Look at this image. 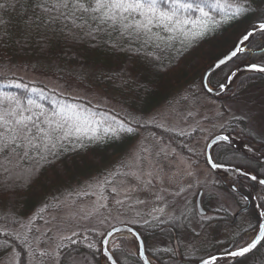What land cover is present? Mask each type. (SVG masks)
Masks as SVG:
<instances>
[{"label": "trees", "instance_id": "16d2710c", "mask_svg": "<svg viewBox=\"0 0 264 264\" xmlns=\"http://www.w3.org/2000/svg\"><path fill=\"white\" fill-rule=\"evenodd\" d=\"M4 2L0 0V3ZM62 2L23 0L24 8L19 13L8 9L0 12V19L4 20L0 24V68L8 70L11 65L16 68L21 64L34 72L51 71L55 77L73 80L81 86L112 95L117 105L127 108L122 117L127 127L153 133L162 143L196 166L206 164L204 153L195 145L202 135L200 130L182 134L146 124L143 117L158 108L180 104L186 93L187 97L209 96L202 86L204 73L232 49L252 23L258 21L257 16L264 13V0H255L250 14L235 19H230L226 13H231L243 0H221L225 12L206 9L209 17L199 12H182L173 21L154 23L151 31L147 32L126 30L123 22L113 26L111 22H102L94 14L73 11L71 5L75 0H68L70 7L67 9L57 8L56 5ZM81 2L88 6L93 0ZM181 2L194 3L199 0ZM230 4L234 6H228ZM172 6L170 0H162L161 10L170 11ZM177 19L187 23H176ZM136 20L137 17L133 16L127 23L133 25ZM170 26L175 30H170ZM249 49H264V33L253 38ZM261 55L248 53L238 57L216 73L210 84L218 87L235 68L247 62L258 63ZM30 64H33L32 67H29ZM5 79L0 74V83ZM263 83L264 78L259 75L242 76L222 100L240 97ZM24 85L23 88H6L0 84V101L8 103L5 95L25 103L31 98L43 106L41 109L33 107L36 115L42 111L56 123L67 122V135L57 134L50 144L37 142L41 145L39 151L24 148L17 150L16 156L0 153V262L15 249L21 257L20 264H29L26 244L10 240L13 231L34 214L58 211L62 204L75 196L76 188L85 181L94 177L106 178L109 169L125 159L135 136L130 131L126 132L127 127L124 131H115V122L110 127L113 131H109L108 126L94 121L92 115L101 116L100 109L68 108L69 102L75 101L53 91L45 94L33 91L40 86ZM133 109L140 115L135 121ZM76 128L81 130L77 131ZM225 130L221 132L234 133L235 129ZM213 136L214 133L210 138ZM238 136L249 145L261 148L264 154V141L253 139L246 133H238ZM224 153H230L233 159H226ZM214 157L220 164L242 166L264 177V164L250 161L228 146L217 147ZM218 183L227 189L221 179ZM253 188L257 190L256 186ZM241 191L248 194L243 188ZM257 197L264 209V187H259ZM238 202L240 206L245 203L240 197ZM251 214L257 222L254 210ZM133 226L146 240L150 236L163 237L167 234H172L174 238L179 233L177 226L171 224ZM248 240V235L243 232L235 240L232 250L244 247ZM63 241L58 249L63 258L69 255L83 256L94 264H101V238L98 232L79 231L76 237ZM113 254L120 264H141L135 244L128 238L117 240ZM155 258L162 264H184L179 259L173 263L163 261L165 258L162 255ZM242 264H264V242Z\"/></svg>", "mask_w": 264, "mask_h": 264}, {"label": "rangeland", "instance_id": "374dc122", "mask_svg": "<svg viewBox=\"0 0 264 264\" xmlns=\"http://www.w3.org/2000/svg\"><path fill=\"white\" fill-rule=\"evenodd\" d=\"M257 20L264 22V13L258 15ZM258 63L264 65V53ZM0 74L6 78L0 83L1 87L40 86L36 92L45 94L53 91L75 101L69 102L68 108L102 110L101 116L92 117L109 129L113 122L115 131H124L128 126L122 119L127 108L117 105L114 96L101 90L55 77L51 71L34 72L21 64L16 68L11 65L8 70L0 68ZM9 77L14 79H7ZM187 95L184 94V100L178 105L158 108L146 115L144 123L182 134L200 130L202 135L195 145L204 155L210 139L229 128L235 129L236 135L246 133L253 139L264 141V83L247 90L240 97L224 100L223 97L214 99L204 94ZM139 117L138 111L133 109V121ZM128 129H131L135 141L125 159L110 168L106 178L94 177L85 181L76 188L75 196L62 204L58 211L34 214L13 231L10 240L26 244L29 264H94L83 256L63 258L59 254V246L65 242L64 239L76 237L79 231L94 230L102 240L109 230L123 225H176L179 229L177 235L183 239L179 248L169 241L172 234L150 236L147 247L154 254H159L162 249H180L184 258L192 260H204L210 255L220 254L243 232L248 235V243L254 238V234L249 233L255 224L254 217L241 214L237 194L221 187L220 179L205 163L196 166L153 133L136 127H127L126 132ZM212 133L215 136L210 138ZM254 149L261 152L260 148ZM223 155L226 159H233L230 153ZM201 192L202 205L207 211L203 216L196 204ZM236 214H241L237 224H228L227 217ZM119 238L133 241L137 251L134 238L128 235L116 237L111 243L112 248ZM20 260V255L13 249L0 264H20ZM152 261L156 264L154 259Z\"/></svg>", "mask_w": 264, "mask_h": 264}, {"label": "snow or ice", "instance_id": "6c2138e0", "mask_svg": "<svg viewBox=\"0 0 264 264\" xmlns=\"http://www.w3.org/2000/svg\"><path fill=\"white\" fill-rule=\"evenodd\" d=\"M170 2L173 4L170 11L161 10L162 0H93L88 6H85L81 0H75V3L71 7L73 11H79L82 14H94L102 22H111L113 26L123 22L126 30L140 29L146 32L151 31L154 23L173 21V18H178V14L182 12H191L193 14L199 12L204 17L210 16L209 11H206V9H214L217 13L225 12L221 0H199V2L194 3H182L181 0H170ZM254 3L255 0H243L239 6L235 7L231 13H226V15L230 19H235L241 15L250 14ZM56 7L67 9L70 7V3L68 0H63ZM23 8V0H5L4 3H0V12L8 9L19 13ZM45 11H48V9H45ZM133 16L137 17V20L133 25H129L127 20L132 19ZM175 22L180 24L187 23V21H180L179 19ZM3 23L4 20L0 19V24ZM26 23L28 22L26 21ZM259 29L264 32V23L259 25ZM170 30L175 29H172L170 26ZM252 35H254L253 32H245L243 40L247 41ZM241 51H243V48H235L228 58L231 59L237 56ZM219 63L224 64L225 60L222 59ZM251 67L264 71V67H258L254 64ZM4 99L8 103L0 101V153L6 156L8 154L16 156L17 150H23L24 148L39 151L41 145L37 142H49L50 144L57 134L67 135V122L56 123L47 118L42 111L39 115H36L33 107L41 109L43 106L33 99H27L26 103L18 98L7 95H5ZM76 130L80 131L81 129L76 128ZM128 130L131 131V129ZM109 131L113 130L109 129ZM221 139L227 140L228 137H222ZM212 167L215 168L218 165L213 164ZM252 179H256V177L253 176ZM260 183L264 184V181H260ZM5 235H8V233H5ZM261 241H264V227L259 229V239H254L251 243L241 247L237 252L232 254L237 256L245 255L256 249ZM73 243H76V241L73 240ZM103 243L107 244L108 241L105 240ZM89 247H92V245L89 244ZM215 259L214 256L210 257L204 260L203 264H213ZM113 264H116V262L113 261ZM147 264H151V262L148 261Z\"/></svg>", "mask_w": 264, "mask_h": 264}, {"label": "water", "instance_id": "95a60500", "mask_svg": "<svg viewBox=\"0 0 264 264\" xmlns=\"http://www.w3.org/2000/svg\"><path fill=\"white\" fill-rule=\"evenodd\" d=\"M261 23H264V22L252 23L245 30V32H253L254 35L250 36V38L247 41H245L243 40V35L245 34L244 32L243 35L239 38V40L236 42V44L232 47V49L225 56H223L221 59L216 61L206 70L202 78V86H203L204 91L210 97L214 99H219L221 97H224L226 93L232 88L234 83L240 77L244 75L256 74L264 78V71L253 69L251 65H253L254 63L247 62L235 68L228 75V77L222 82L220 86L215 88V87H212L210 84V79L212 78L214 74H216L218 71L222 70L223 68L227 67L228 65L232 64L238 57L244 54H247V53H251V54L264 53V49L259 50V51H251L249 49V46L253 38L258 34L264 33L259 29V25ZM235 48H243V51L239 52L237 56L229 59L228 57L231 55V52ZM222 59L225 60L224 64L219 63V61ZM254 65H257L258 67H264L259 64H254ZM222 137H228V139L227 140L221 139ZM221 145L229 146L230 148L234 149L235 151L240 153L243 157H245L248 160H251L256 163L264 164V155L257 152L254 148H252L250 145L244 142L241 138H239L238 136L234 134H219L213 137L212 139H210V141L207 144L206 150H205L206 164L212 172H214L219 177H227L230 179H242L243 178V179H246V180H249L255 183L258 186L264 187V184L260 183V181H264L263 177H260L251 172H248L246 169H243V168L218 164L214 159V151L218 146H221ZM213 164H217L218 167H215V168L212 167ZM253 176L256 177V179H252ZM248 189L251 192L252 201H253V204L256 210V215L260 221L257 229L252 232L254 234V238L249 242L251 243L254 239H259V229L261 227H264V209L260 206L257 200L256 192L250 186H248ZM202 196H203V192H201L197 198V209H198L199 214L203 216L206 213L202 206ZM124 235L131 236L136 241L137 257H138V260L142 264H147L148 261H150L151 264H154L148 254L146 242H145L143 235L141 234V232L138 231L137 228H135L132 225L117 226L109 230L104 235V237L101 240V245H100L101 255H102L104 264H113V261H115L116 264H120L114 257L111 243L116 237L124 236ZM105 240L108 241L107 244L103 243V241ZM263 242L264 241H261L257 245L256 249H253L249 253H246L245 255H242V256H237V255L232 254L234 252H237L239 249L226 252V253H220V254L213 255L216 258L215 261H213V264H235V263L241 262L247 257L251 256L253 253H255L257 249L262 245ZM209 258L210 257L204 260H207ZM204 260L196 264H203Z\"/></svg>", "mask_w": 264, "mask_h": 264}, {"label": "flooded vegetation", "instance_id": "af4514ba", "mask_svg": "<svg viewBox=\"0 0 264 264\" xmlns=\"http://www.w3.org/2000/svg\"><path fill=\"white\" fill-rule=\"evenodd\" d=\"M231 134H234V133H231ZM230 166H232V165H230ZM235 167L246 169L245 167H242V166L241 167L240 166H235ZM247 171L248 172H251L250 170H247ZM251 173H253V172H251ZM253 174L257 175L256 173H253ZM218 179H220V178H218ZM221 181L227 187V189L232 190V192L235 193V195L237 194L238 197L242 198L245 201V203H243V205H241V208H242L241 214L242 213H247L248 215H250L252 217L251 211L254 210V214L256 215L255 206H254L253 201H252V195H251L250 190L248 189V186H250L253 190H255L253 188V186H256L257 187V190H259V187H261V186H258L255 183H253V182H251L249 180L243 179V178L242 179L223 178V179H221ZM242 188L244 190H246L249 195L247 193H243L241 191ZM257 190H255L256 191V194H257ZM257 199H258V197H257ZM205 213H206L205 215H207L206 209H205ZM241 214H236L234 216L230 215V217H227L228 219H226L227 223L228 224H232V225L237 224V221H238L237 218ZM259 222L260 221H259V219L257 217V222H255L254 227L249 231V233H252L253 231H255L257 229V227L259 225ZM181 240H183V239L178 238V235H175L174 238L172 236H170V238H169V241H171L172 244L175 245V246H177L178 248L181 245V243H180ZM145 242H146V246H147V240L146 239H145ZM232 247H233V244H229L220 253L232 251ZM147 251H148L149 256L155 260V263L156 264H162L158 259L155 258V256H157V255L158 256H161L162 255V257L165 258L163 261H171L170 263H173L175 260H178V259L180 261H182L184 264H196V263L202 261L200 259L192 260L190 258H184V256L181 255V253H180V249H174L172 251L167 250V249H162V250L159 251L160 252L159 254H154V252L151 249H148V247H147ZM210 256H212V255H210ZM101 264H104L103 263V260H101Z\"/></svg>", "mask_w": 264, "mask_h": 264}]
</instances>
